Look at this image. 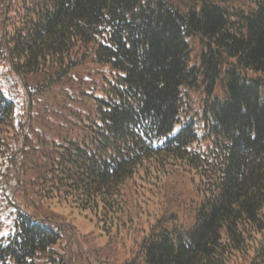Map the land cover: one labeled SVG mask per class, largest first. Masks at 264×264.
Returning a JSON list of instances; mask_svg holds the SVG:
<instances>
[{
	"label": "trees",
	"instance_id": "16d2710c",
	"mask_svg": "<svg viewBox=\"0 0 264 264\" xmlns=\"http://www.w3.org/2000/svg\"><path fill=\"white\" fill-rule=\"evenodd\" d=\"M1 66L0 264H71L58 207L93 264H264V0H0Z\"/></svg>",
	"mask_w": 264,
	"mask_h": 264
},
{
	"label": "rangeland",
	"instance_id": "374dc122",
	"mask_svg": "<svg viewBox=\"0 0 264 264\" xmlns=\"http://www.w3.org/2000/svg\"><path fill=\"white\" fill-rule=\"evenodd\" d=\"M6 66H1L0 69L2 71L1 73V79L4 81L5 79H8L7 72H6ZM3 86V85H2ZM53 208V207H52ZM54 209V208H53ZM57 211L60 215V218L62 219V222L67 224L70 228H72V232L69 231V235H66L67 241L72 240L71 244L74 249L77 248L76 245L80 246L81 252L78 251V254H81L83 251H88L90 255H96L98 253L102 252L101 257L107 256L109 253L108 248H106V236L104 238H98L95 234L99 232V224L101 222H97L94 217L89 215L90 219H87L85 217H82V215L78 214L77 211L73 212L69 210L68 208H62L58 207L57 209H54ZM92 220V221H91ZM98 227H97V226ZM102 233L104 234V231L100 229ZM86 235H89L88 238H85ZM105 235V234H104ZM127 245L122 246L120 248L118 245H113V248L118 250L117 256L121 257V263H126V261L129 260V257L127 255L128 249ZM95 250V251H94ZM78 254L75 255L74 260L71 262V264H93L96 263L93 258L87 259L84 255L81 254V259H79Z\"/></svg>",
	"mask_w": 264,
	"mask_h": 264
}]
</instances>
